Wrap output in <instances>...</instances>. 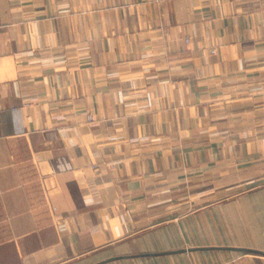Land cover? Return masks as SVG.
I'll return each instance as SVG.
<instances>
[{
  "label": "crops",
  "instance_id": "obj_1",
  "mask_svg": "<svg viewBox=\"0 0 264 264\" xmlns=\"http://www.w3.org/2000/svg\"><path fill=\"white\" fill-rule=\"evenodd\" d=\"M229 248L264 252V0H0V264H264Z\"/></svg>",
  "mask_w": 264,
  "mask_h": 264
},
{
  "label": "rangeland",
  "instance_id": "obj_2",
  "mask_svg": "<svg viewBox=\"0 0 264 264\" xmlns=\"http://www.w3.org/2000/svg\"><path fill=\"white\" fill-rule=\"evenodd\" d=\"M88 119L90 120L91 116H89ZM231 214H232V219H229L227 222V227H228L229 231L234 230L236 228V224H238L237 223L238 221L235 219L234 211H232Z\"/></svg>",
  "mask_w": 264,
  "mask_h": 264
},
{
  "label": "water",
  "instance_id": "obj_3",
  "mask_svg": "<svg viewBox=\"0 0 264 264\" xmlns=\"http://www.w3.org/2000/svg\"><path fill=\"white\" fill-rule=\"evenodd\" d=\"M229 249L236 250V251L251 252V253L264 255V252L255 251V250H252V249H239V248H229Z\"/></svg>",
  "mask_w": 264,
  "mask_h": 264
}]
</instances>
